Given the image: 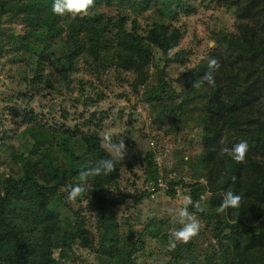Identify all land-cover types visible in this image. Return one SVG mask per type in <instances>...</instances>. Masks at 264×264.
<instances>
[{"label":"trees","instance_id":"1","mask_svg":"<svg viewBox=\"0 0 264 264\" xmlns=\"http://www.w3.org/2000/svg\"><path fill=\"white\" fill-rule=\"evenodd\" d=\"M190 1L94 0L86 13H54L51 17L48 10L43 13L45 0H0V20L14 8L17 9L16 16H30L32 21L25 24L28 27L23 32L26 41L24 53L29 54L26 59L28 65H34L38 60L50 61L55 71L63 73V77L68 79V73L76 67L75 59L90 54L92 61L100 66L110 55L109 45L116 48L118 60L114 66L127 69H141L154 46L167 53L178 43L181 36L179 29L158 20L138 31L135 17L143 15L152 6L158 12L157 6H160L162 14L171 17L175 13L172 10L174 5L189 15L195 7ZM201 1L206 4L215 2L217 6L231 10L238 34L221 36V39L227 40L229 49L222 55L214 53L222 59L216 62L213 84L209 85L206 81L200 83L208 70V63L201 62L189 70L196 78L195 83L205 87L200 97L206 100L208 110L202 136L206 182L169 180L166 192L174 197L175 187L180 184L188 187V195L199 204L204 192H211L208 210L201 204V211L193 208L207 225H211L212 239L225 245L218 248L222 260L215 262L210 259L207 264H264V0ZM113 2L121 7L115 21L101 10ZM125 6L131 7L130 13L122 12ZM46 14L48 19L44 18ZM127 24L131 26L128 28ZM14 37L12 33L6 41H0V57L4 53L3 45L7 46L6 42ZM32 38L42 43L38 50L34 43L31 45ZM50 45L52 50L46 54ZM148 99L154 98L149 96ZM182 107L179 102L170 111H182ZM30 119L31 116L27 118L28 121ZM13 130L16 132L18 129ZM15 134L33 137L36 145L32 143L30 148L26 145L13 146L10 155L19 156L21 171L17 178L11 175L0 177V264H75V260L71 262L74 256L70 249L76 242L80 247L99 254L101 264H138L133 257L136 243L131 237L120 235L118 222L110 208V205L123 203L126 198L113 199L105 195L107 188L118 180L119 164L111 174L92 175L81 183L80 177L85 170L110 156L100 145L98 136L88 134L77 141L75 135L73 137L64 132L55 137L54 133L32 125ZM226 134L233 135L232 145L241 140L248 141L243 162L238 163L231 159L228 152H221ZM44 142L48 144L40 150ZM54 147L61 149L60 156L55 154L57 149ZM39 151L40 157L33 159L31 156ZM146 158L147 165L153 167L150 160L153 153L148 152ZM37 170L38 175L35 174ZM72 182L80 184L86 194L91 188V201L85 207L95 218L98 231L95 248L91 232L85 226L83 209L72 211L75 216L70 219L67 216L61 218L60 210L56 211L61 204L70 207L65 199L66 191L59 189H68ZM2 190L4 194H1ZM228 190L241 196L240 204L225 212H217ZM145 195L144 191L133 199L137 201ZM177 250L175 261L183 259L184 264H188L189 257L181 253V245ZM199 259L200 256H195L193 264H198Z\"/></svg>","mask_w":264,"mask_h":264},{"label":"rangeland","instance_id":"2","mask_svg":"<svg viewBox=\"0 0 264 264\" xmlns=\"http://www.w3.org/2000/svg\"><path fill=\"white\" fill-rule=\"evenodd\" d=\"M45 2L43 13L48 10L52 17L53 0ZM190 4L195 7L189 15L175 5L172 8L175 13L171 17L164 16L160 6H157L159 12L152 6L143 15L137 14L138 31L148 28L152 22L163 20L170 23L171 28H178L181 34L177 45L167 53L152 47L153 52L141 69L114 66L118 60L116 48L109 45L110 55L100 66L92 61L90 54L75 59L76 67L68 73V79L55 71L50 61L38 60L36 64L28 65L26 59L29 54L24 53L26 41L23 32L28 27L25 24L32 21L30 16H16L17 9L14 8L0 20V41L4 42L10 34H15L6 42L7 46L3 45L4 53L0 57V177L11 175L17 178L21 171L19 156L10 155L13 146L30 148L32 143L36 145L33 137L15 134L27 125L52 132L55 137L64 132L75 135L77 141L88 134H96L100 145L110 155L120 147L125 155L118 163L119 177L107 188L105 195L113 199L126 198L123 203L110 205V208L118 222L120 235L131 237L136 243L133 257L138 264H184L183 259L175 261L180 245L181 253L189 257L188 264H193L195 256H200L198 264H207L210 259L220 262L222 257L218 248L225 247L222 242L212 239L211 225H207L191 206L189 211L200 224L198 233L187 243H178L174 249L168 247L171 232L180 227L175 222V213L188 196V187L177 185L174 197H170L166 192L167 183L179 179L185 183L195 180L206 182L202 136L208 110L206 100L200 97L205 87L195 83L196 78L189 70L201 62H219L222 57L214 53L222 55L229 49L227 40L221 36L238 34L235 16L227 7L217 6L215 2L206 4L201 0H191ZM130 8L125 6L122 12H129ZM119 9L121 7L115 2L101 8L102 13L114 21L121 13ZM46 17L47 14L44 18L48 19ZM130 26L127 24L128 28ZM32 41L31 45L34 43L38 50L42 43L34 38ZM50 47L46 54L51 52ZM53 49L56 55L54 46ZM149 96L154 99L149 100ZM179 102L183 104L182 111L171 112L170 108ZM13 129L18 130L14 132ZM228 135L224 136L227 137L222 142L221 152L233 147L230 143L233 135ZM105 137H110V140ZM47 144L44 142L40 150ZM54 148L57 149L54 153L60 156L61 149ZM148 152L153 153V158H150L153 167L147 165ZM31 157L37 159L40 151ZM35 174L38 175V170ZM161 178L165 187L153 190V182ZM41 181L44 182L45 178L42 177ZM59 190L66 191L65 199L70 207L61 204L56 211L60 210L61 218L67 216L70 219L75 216L72 211L83 209L85 226L91 232L95 248L98 245L95 218L85 207L91 201V188L88 194L81 189L75 199L68 198L66 188ZM144 191L145 196L137 201L133 199ZM210 193L205 191L200 197L205 210L210 208ZM70 252L74 256L71 262L75 260V264H101L99 254L80 247L77 242L71 246Z\"/></svg>","mask_w":264,"mask_h":264},{"label":"clouds","instance_id":"3","mask_svg":"<svg viewBox=\"0 0 264 264\" xmlns=\"http://www.w3.org/2000/svg\"><path fill=\"white\" fill-rule=\"evenodd\" d=\"M93 2L94 0H53L51 10L57 15H64L65 13L81 14L86 13ZM215 67L216 61H209L208 70L204 72L200 83L205 81L209 85L214 83L213 72ZM105 139L110 140V137H105ZM248 147V141L241 140L234 144L231 149H226V151L229 153L232 160L240 163L244 161ZM124 155L125 153L121 151V148L117 147L108 158L100 159L94 167L85 170L80 177L81 181H85L92 175L111 174ZM67 191L68 198L75 199L81 192V186L80 184L70 185ZM240 201L241 196L239 194L234 193L232 190H228L224 193L223 199L216 211L222 213L229 208H236L239 206ZM190 206L197 211L202 210L198 201H194L190 195L185 196L180 208L175 213V222L180 225V227L174 229L170 234L168 243L170 249H174L178 243H187L200 229L198 220L189 211Z\"/></svg>","mask_w":264,"mask_h":264},{"label":"built area","instance_id":"4","mask_svg":"<svg viewBox=\"0 0 264 264\" xmlns=\"http://www.w3.org/2000/svg\"><path fill=\"white\" fill-rule=\"evenodd\" d=\"M162 178L161 179H156V181L153 182L152 184V189L153 190H163V188L165 187V185L161 182Z\"/></svg>","mask_w":264,"mask_h":264}]
</instances>
